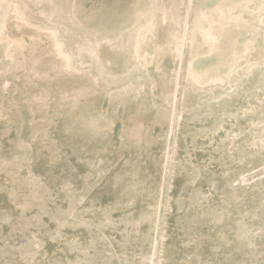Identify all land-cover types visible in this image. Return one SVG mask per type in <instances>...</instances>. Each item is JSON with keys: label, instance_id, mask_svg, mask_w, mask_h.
Returning a JSON list of instances; mask_svg holds the SVG:
<instances>
[{"label": "bare ground", "instance_id": "1", "mask_svg": "<svg viewBox=\"0 0 264 264\" xmlns=\"http://www.w3.org/2000/svg\"><path fill=\"white\" fill-rule=\"evenodd\" d=\"M0 264H264V0H0Z\"/></svg>", "mask_w": 264, "mask_h": 264}]
</instances>
